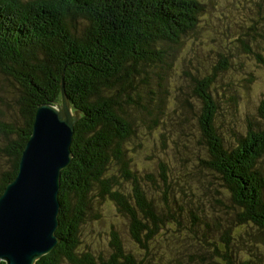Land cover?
Here are the masks:
<instances>
[{"label":"trees","instance_id":"16d2710c","mask_svg":"<svg viewBox=\"0 0 264 264\" xmlns=\"http://www.w3.org/2000/svg\"><path fill=\"white\" fill-rule=\"evenodd\" d=\"M202 1L0 0V75L10 83L11 90H5L13 100L9 107L0 94L1 105L13 111L7 120L0 113L6 120H0V195L19 171L37 108L59 104L64 85L72 109L81 113L71 145L73 159L61 174L56 231L61 242L35 264H145L148 257L152 262L151 253L158 251L154 247L159 241L169 240L166 236L171 238L170 250L174 240L181 246H212V260L204 253L195 260L198 255L188 247V264H264L262 238L250 239L260 247L254 246L249 258L241 259L237 251L248 229L264 232V100L258 108L260 122L249 124L229 141L218 130L221 107L211 75L194 81L198 109L177 98L182 95L180 88L175 96L170 95V108L164 107L163 88L157 96L152 91V75L168 69L177 48L196 32ZM256 57L264 61L259 52ZM187 106L196 116L200 135L194 142L197 160L222 181L229 201L201 187L200 181L197 187L187 184L188 189L183 188L180 177L166 178L164 168L160 180L146 175L149 184L134 169L128 151L130 144L139 146L140 138L133 122L144 116L151 123H144L149 131L171 132L167 121L179 112L180 131L171 139L172 148L179 151L189 140L193 142L191 132L182 127L185 120L191 124L184 117ZM163 150L167 153L168 147L163 145ZM179 155L174 157L181 160ZM188 191L192 196L202 192L200 204L210 205L211 215L200 224L203 230L189 222L183 225V213L194 217L196 211L194 200H186ZM158 196L168 203L157 201ZM103 200L113 203L127 221L123 224L128 235L140 251H146L144 257L128 251L116 232L111 236L109 256L83 243L84 225L97 214ZM176 210L181 216L174 214ZM199 211L205 213L204 208ZM210 221L224 240L221 244L207 242L206 235H200L208 231Z\"/></svg>","mask_w":264,"mask_h":264},{"label":"rangeland","instance_id":"374dc122","mask_svg":"<svg viewBox=\"0 0 264 264\" xmlns=\"http://www.w3.org/2000/svg\"><path fill=\"white\" fill-rule=\"evenodd\" d=\"M202 3L203 12L199 17L196 32L188 36L177 48L173 56L174 60L168 69L152 75V91L157 96L158 89L163 88L164 107L170 108V95L175 96L180 88L182 95L177 98L183 101L188 100L198 109L200 103L193 94L194 81L211 75L216 81L213 88L217 91L215 96L221 107L218 130L225 139L233 141L236 135L244 133L249 124L260 122L258 108L264 100V61L260 62L256 54L259 52L264 60V0H203ZM224 67L227 68L223 69ZM160 75H162V79H159ZM0 88L4 89L0 90V94L6 99L9 107H12V94L5 90H11L10 83L2 75H0ZM155 100L156 98L153 97L152 101ZM162 110L163 113L167 112L161 106ZM12 112L11 109L0 103V113H3L6 120L9 113ZM178 116L179 112L172 114L171 120L167 121L171 132L149 131L144 123H151L147 122L144 116L138 117L137 123L133 122L140 138L137 141L139 146L133 148L130 144L128 154L132 158L136 173L144 177V183H148L146 175L151 174L160 180L163 174L162 168H164L166 178L180 177V184L183 185V188L188 189L187 184L192 188L197 187L196 184L200 181L201 187L209 188L217 197L229 201L228 192L222 185V181L202 161L197 160L198 149L194 142L198 138L200 139V135L196 129V116L191 114L188 106L184 111V117L190 120L189 126L192 130L186 120L182 127L186 133L191 132L193 142L189 140L190 144L186 147L181 146L179 151L172 148L173 134L180 131ZM183 143L187 144L188 142L183 141ZM163 145L168 147L167 153L163 150ZM178 152H180L181 160L174 157L178 155ZM199 152L200 157H203L204 150ZM164 154L173 157L167 158ZM262 168L264 170V159ZM123 182L125 181H122V184ZM129 189L130 186L127 187V191ZM201 195L202 192L192 196L188 191L186 200L190 198L194 200L195 216L190 217L191 214L183 213V225L189 222L195 225L197 230L200 229V224L204 223L205 219L211 215L209 203L203 201L204 206L200 204L203 199ZM157 201L168 203L161 196L157 197ZM171 202L172 198L170 197ZM173 208H178V206L173 205ZM203 208L205 213L199 211ZM97 210V214H93L84 225L82 240L89 249L105 252V256H109L112 252L110 251L111 236L113 232H116L121 237L124 247L134 253L135 257L136 253L140 255V258L145 256L146 251H140L131 240L127 232V225L123 224L124 222L126 224L127 221L120 217L113 203L103 200L98 204ZM174 214L181 216L177 210ZM201 229L203 230L202 227ZM206 230H208L206 233L200 235L205 234L207 242L215 241L218 242L217 244H221L224 241L221 237L218 238V229L214 222L210 221L209 228ZM247 233L242 246L237 248L239 257L244 260L250 257V253H255L254 246L260 247L257 243L250 242V239H264V232L258 230L257 227L248 229ZM167 238H169L167 242L159 241L157 247H154L158 251L151 253L152 262L148 257L145 264H188L185 250L191 244L181 246L174 240L175 243L170 250L167 248V243L171 241V238L166 236L164 239ZM188 249L198 255L195 260H200L201 253L211 260L215 257L211 252L212 246L205 247L200 244L197 247L194 244V247ZM261 254L264 258V252ZM216 259L221 262L220 258Z\"/></svg>","mask_w":264,"mask_h":264},{"label":"water","instance_id":"95a60500","mask_svg":"<svg viewBox=\"0 0 264 264\" xmlns=\"http://www.w3.org/2000/svg\"><path fill=\"white\" fill-rule=\"evenodd\" d=\"M80 118L64 85L59 104L37 108L19 171L0 195V264H35L61 242V174L72 162Z\"/></svg>","mask_w":264,"mask_h":264}]
</instances>
